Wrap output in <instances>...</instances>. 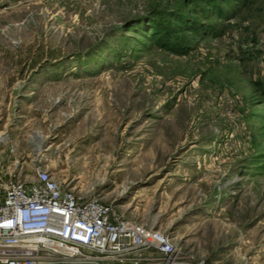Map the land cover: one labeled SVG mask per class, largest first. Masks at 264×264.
<instances>
[{"label": "rangeland", "instance_id": "obj_1", "mask_svg": "<svg viewBox=\"0 0 264 264\" xmlns=\"http://www.w3.org/2000/svg\"><path fill=\"white\" fill-rule=\"evenodd\" d=\"M9 101L78 191L207 264H264V0H0Z\"/></svg>", "mask_w": 264, "mask_h": 264}, {"label": "built area", "instance_id": "obj_2", "mask_svg": "<svg viewBox=\"0 0 264 264\" xmlns=\"http://www.w3.org/2000/svg\"><path fill=\"white\" fill-rule=\"evenodd\" d=\"M0 264L207 263L169 233L124 220L100 196L38 168L33 180L0 171Z\"/></svg>", "mask_w": 264, "mask_h": 264}, {"label": "crops", "instance_id": "obj_3", "mask_svg": "<svg viewBox=\"0 0 264 264\" xmlns=\"http://www.w3.org/2000/svg\"><path fill=\"white\" fill-rule=\"evenodd\" d=\"M22 114V105H17L15 101H9L6 105L0 103V167L2 168V177L7 179L9 176H13L20 179L22 177V171L25 170L34 171L32 177H25V180H33L36 175V170L43 168L49 170L60 181H63L54 172L56 164L59 161L56 156L58 150L53 149L50 152L54 154H52L53 156L51 155V160H46V158L50 157V154L47 156L46 153L51 147L45 146L44 148L43 135L38 138L31 137L30 135L24 136L22 133L23 126L29 125L23 123ZM25 140L30 145H39L37 146V150L24 151L22 145ZM68 184L77 190L80 187L78 181L74 184H71V182ZM88 187L85 186L82 190L87 192L89 190Z\"/></svg>", "mask_w": 264, "mask_h": 264}]
</instances>
